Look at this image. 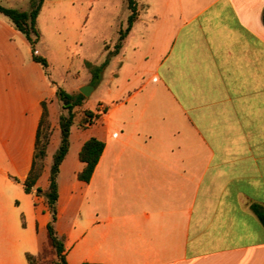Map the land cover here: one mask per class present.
<instances>
[{"label": "crops", "instance_id": "crops-1", "mask_svg": "<svg viewBox=\"0 0 264 264\" xmlns=\"http://www.w3.org/2000/svg\"><path fill=\"white\" fill-rule=\"evenodd\" d=\"M138 9L131 31L140 21L147 31L132 58L116 59L111 107L75 109L86 132L70 158L71 128L55 222L66 261L264 264V225L252 209H264V0H161L150 20ZM56 92L33 52L0 49V264L59 260L37 194L49 189L61 135L51 121ZM45 101L51 139L28 193ZM85 110L100 113L87 127ZM93 137L105 149L87 183L80 152Z\"/></svg>", "mask_w": 264, "mask_h": 264}, {"label": "rangeland", "instance_id": "rangeland-1", "mask_svg": "<svg viewBox=\"0 0 264 264\" xmlns=\"http://www.w3.org/2000/svg\"><path fill=\"white\" fill-rule=\"evenodd\" d=\"M152 4L150 9L146 3ZM143 20L154 19L161 0H137ZM32 0H0V5L29 11ZM131 11L126 0H46L38 17V28L41 38L36 44L35 53L47 58L48 71L55 90L81 93V87L91 86V95L83 102L84 107L101 113H106L99 107L105 104L111 107L107 92L109 75L117 70V57L123 55L132 58L136 45L139 44L147 31L146 23L140 21L127 37L121 42V30L128 27ZM0 41L3 46L21 53L33 52V47L27 37L20 32L4 15H0ZM90 62L100 66L107 63L101 80L94 85L93 73L86 65ZM83 86V87H84ZM51 121L54 129H58L62 115L68 114L67 102L59 98L53 101ZM81 115L78 113L77 120ZM55 132V131H54ZM83 131L77 122L72 128L73 146L72 158L77 153L76 139ZM84 134V133H83ZM90 132H88V135ZM56 152L61 144L62 136L58 138ZM53 151V152H54ZM52 162V161H51Z\"/></svg>", "mask_w": 264, "mask_h": 264}, {"label": "trees", "instance_id": "trees-1", "mask_svg": "<svg viewBox=\"0 0 264 264\" xmlns=\"http://www.w3.org/2000/svg\"><path fill=\"white\" fill-rule=\"evenodd\" d=\"M45 1L46 0H32L31 8L29 11H22L19 9L0 5V15L6 16L13 23V25L27 37L28 41L33 47V60L37 63H40L44 68H48L49 63L47 58L35 53L36 44L41 38V32L38 28V17ZM126 3L128 9L131 11V14L129 17L127 29L121 30V42L119 47L122 46V41L125 40L129 32L131 31L134 23L139 18V9L137 1L126 0ZM262 19L264 23V11ZM86 65L93 73L92 84H98L101 80L102 73L105 70L107 63L97 66L90 62H87ZM56 95L57 98L63 100L64 102H67V106L65 108L68 109L69 112L67 115H62L60 118L62 139L61 144L53 157V163L51 166L49 178V189L46 192H43L41 188H37V194L44 195L46 197L50 207V211L52 213V221L48 225V230L59 258V260L54 264H68L65 258L66 248L64 245V241L57 235L55 230V222L57 221L58 213L57 202L59 199L58 174L60 166L69 152L71 128L74 124L76 116L75 109L82 105L83 101L85 100V96L82 93H79L78 95H73L65 90L60 89L57 90ZM48 117V104L45 101L43 102V116L41 118V124L37 136L35 159L29 177L25 182V189L28 193H30L33 188L37 187V182L45 169V158L47 156V149L51 139L50 121ZM99 118V112L95 113L91 110H85L83 111L82 118L80 120L81 126L87 127L95 123ZM104 149L105 143L95 137L90 138L84 144L80 152V159L85 164V168L79 174L80 180L87 183L91 181L93 172L99 163ZM252 209L260 219L261 223L264 225V209L258 204H253ZM29 259L33 263L35 262L33 257L29 256Z\"/></svg>", "mask_w": 264, "mask_h": 264}, {"label": "water", "instance_id": "water-1", "mask_svg": "<svg viewBox=\"0 0 264 264\" xmlns=\"http://www.w3.org/2000/svg\"><path fill=\"white\" fill-rule=\"evenodd\" d=\"M91 86H84L80 91L85 97H89L91 95Z\"/></svg>", "mask_w": 264, "mask_h": 264}, {"label": "built area", "instance_id": "built-area-1", "mask_svg": "<svg viewBox=\"0 0 264 264\" xmlns=\"http://www.w3.org/2000/svg\"><path fill=\"white\" fill-rule=\"evenodd\" d=\"M100 109H101V110H104V107L101 105V106H100Z\"/></svg>", "mask_w": 264, "mask_h": 264}]
</instances>
